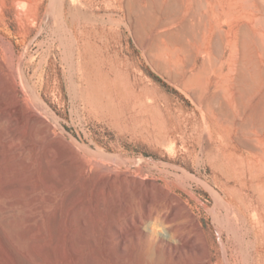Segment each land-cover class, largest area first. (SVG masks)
<instances>
[{"label": "rangeland", "instance_id": "obj_1", "mask_svg": "<svg viewBox=\"0 0 264 264\" xmlns=\"http://www.w3.org/2000/svg\"><path fill=\"white\" fill-rule=\"evenodd\" d=\"M150 1L0 0V216L56 258L66 210L83 211L96 246L69 227L75 264H264V0ZM56 147L110 162L115 189H150L159 211L181 204L191 217L179 210L178 231L195 248H167L170 226L153 220L144 243L120 248L105 233L113 216L89 197L80 205L83 181L34 178L35 158ZM44 190L55 199L33 220ZM0 238L17 264L60 262L11 245L1 224ZM7 257L0 248V264H14Z\"/></svg>", "mask_w": 264, "mask_h": 264}, {"label": "bare ground", "instance_id": "obj_2", "mask_svg": "<svg viewBox=\"0 0 264 264\" xmlns=\"http://www.w3.org/2000/svg\"><path fill=\"white\" fill-rule=\"evenodd\" d=\"M148 1H150V0H148ZM172 1H174V0H172ZM172 1L170 0V2L173 4ZM242 1H246V0H242ZM250 1L251 0H249V4H247L245 2L247 4V5L245 4L246 7H248L252 3V2L250 3ZM171 3H169L170 6L172 5ZM169 4H166V6L167 5L169 6ZM202 4H203V2H202ZM202 4H200V7L202 6ZM234 4H235L234 6L240 5L241 4V0H235ZM230 5H231V2H228V6H230ZM195 7L197 8V4H195ZM243 7H244V5H243ZM258 11H264V5L260 9H258ZM227 17H228V15H227ZM202 18H203V14L201 16V19ZM257 18L260 20V16H258ZM257 18H255V21L259 22V20H256ZM204 19H205V17H204ZM260 21H262V20H260ZM244 45H245V43H244ZM239 81H240V79H239ZM41 155H42L43 159L40 158V157L35 158V166L33 165V168H35V172L33 173L35 175L34 178L41 179V177H39V176L43 174V178H44V181L46 183V184L44 183V186L47 185V184H49V185L50 184H54V185H56V187L59 184V182L61 181V179H64V178H67L66 181L68 179L72 180V181H75V182H81V183L83 181L87 185V188L84 189L85 188L84 187L83 188L84 190L81 191L82 193L80 192L83 195V197H84L83 203H81L82 202V198H81V202H80V200H78L80 205L84 204V200L86 202V199L89 197V199H91V201L90 200L89 201L91 202L92 206L94 207V210L98 213V216L100 215L102 217V215H106V213H107L108 217H110L108 215V213H110V215L113 216L111 222L108 224V228H109L108 232H105V233H106L107 237H109V234H112L118 240V243H119L118 246L120 248L124 247V245L126 243H128V242H130L132 240L136 241L139 244H142V243L145 242V241L142 240V236H143L142 234L143 233H142L141 225L145 224L144 222L146 220H148V221L153 220L154 222H157V223H159V222L163 223L164 222V223H168L169 224V226H170V230L169 231L170 232L167 234V236L169 238V241H167V245H166L167 248H172V247H174V245L176 243H179L181 245L182 249L184 248L187 251H192L195 248V245H197V244H194L193 237L191 238L189 235H183V234L179 233V231H178V226H177L176 220L179 217V210L181 209V210L185 211L183 208H181V206H182L181 204H179V205L177 204L174 207L170 208L169 210L159 211V210H157V209L152 207V204L155 203L156 200H155L153 194L149 191L150 189L149 190H145L144 189V191L135 190V192H132V191L129 190V188H128V186L126 184L122 183L121 184V188L118 191L117 189L119 187L117 189H115L117 186L115 187L114 178L118 177L119 174L117 175L114 172L115 170L114 171L112 170V167H111L112 164L110 165V162L104 161L102 159L100 160V159H97V158H94V157L85 158V157H82L81 155H79L77 152H73L72 150L63 151L62 149L57 148V147L55 148V151H54L53 154H50V152L47 151V152H44V154H41ZM128 174H130V173L122 172V174H120V177L123 178V179L121 178L123 180V182H125L124 178L129 176ZM120 177H119V179H120ZM137 178H138V175H137ZM131 179H132V176H131ZM72 181H71V183H72ZM69 183H70V181H69ZM148 183L152 184V182H148ZM83 184H81V185H83ZM45 188L48 189L47 187H45ZM75 188H74V190H75ZM58 189H60V187ZM34 190L35 189H33V191ZM36 190H38V189H36ZM49 190H46V191L44 190V192H46V193L44 195V192H43V195H44L43 197H41L42 194L39 195L38 192H36L35 196H33V197H35L34 198L35 199V203H34V208H33V210H34V212H33L34 213L33 220L34 219L37 220L38 217L40 216L41 211L42 212L46 211L48 209V207L50 206V204H51L50 202H51V200L53 198L52 197L53 194H50ZM74 190H73V192H74ZM73 192L71 193L70 196L69 195L68 196L69 197H72V196L74 197V195H72ZM79 196H78V198H80ZM159 196H161V195H159ZM54 197H55V195H54ZM85 197H86V199H85ZM53 199H55V198H53ZM71 201L73 202L74 200H72V198H71ZM134 201L139 202V206L138 207L137 206H133V202ZM33 202H34V200H33ZM68 204H69V202H68ZM71 204H69V205L71 206ZM75 204L78 205L77 203H75ZM89 204L90 203H88V205H86V207L87 206H91ZM81 206H83V205H81ZM81 206H79V207H81ZM67 207H68V205H67ZM67 207H66V209H67ZM77 207H75V208H77ZM49 208H51V207H49ZM68 208H70V207H68ZM88 208H89V211H90L91 208L90 207H88ZM84 209H86V208L84 207ZM66 211L68 213L66 212V215L65 216L63 215L64 219H62V220H63V223L65 224V226H63V227H65L66 230H68V236H66V238H67L66 244H67L68 249L65 248L66 246L64 247V245H66L64 240H62V241L60 240L61 241L60 243L58 241L59 244L56 245V246H58L57 252H56L57 253L56 254V256H57L56 258H58V260L60 261L59 263H63V262H61V260L62 261L63 260H67V261H69V263H74L75 264V260H77V258H78L79 248H80L79 246H80V242L81 241L79 239H75L72 236V234H73L72 232H73L74 229L73 230L71 228L69 229V227L74 226L76 222H78L80 224V226L83 228V231L81 230L80 235L82 237L84 236V238H85V235L87 236L86 237L87 238V244H88V247L91 249L90 252L96 246L95 245V237L96 236L94 237V234H93L94 232L93 231H92L93 233L91 231H90V233L87 232L88 228H87V225H86V222H85V218L83 217L84 215H80L81 213H83V211H80V214L79 213L76 214V215H78L76 217L75 216L73 217V215L70 216L69 215V210H66ZM74 211H75V209H74ZM76 211H78V210L76 209ZM71 212L72 211H70V213ZM96 212H95V214H97ZM84 213H85V211H84ZM185 215H186L187 218L190 219L191 216L187 212H186V214L184 213L183 217ZM0 224H1L2 228L6 231L7 235L9 236V240H10L11 245H13L15 247H18V248H21V249H25L26 251L29 252V254L31 256H34L33 258H35V260L37 258H40L41 255L47 256V258L50 256V255L48 256L49 249H48L47 244L45 246H43L42 249H40L38 244H41L42 242L40 243V241H39V242H37L38 243L37 245L34 243L35 246L32 245L33 247H30L31 243H28L29 242L28 241V238H29L28 234H26L24 232H21V231H19L16 228L15 223H14V221H13L11 216L2 215L1 214V216H0ZM192 226L195 227V224L192 225ZM63 227H62V229H63ZM98 228H101V227H98ZM104 229H105V227H104ZM33 231H35L33 233L39 234L37 227ZM84 233H85V235H83ZM5 236H6V234H5ZM35 237H36V235H35ZM98 237L100 238L99 235H98ZM63 238H64V236H63ZM104 242H105V240H104ZM0 248L8 256L7 258H9L14 264H17L18 260H17V257H16L15 250L9 244H4L3 241L1 240V238H0ZM53 248H55V247H53ZM177 249H178V247H177ZM94 253H95V251H94ZM92 257H93V255H92ZM208 257L209 256L205 257L204 264H208V261H207ZM50 258H51V256L48 259H50ZM56 258H51V259H56ZM40 259H42V258H40ZM48 259L45 258L46 261ZM58 260H56V261H58ZM51 261H48V262L50 263ZM54 261H53V263H55ZM91 262H92L91 260H88L86 262V264H92ZM82 263H84V262L82 261Z\"/></svg>", "mask_w": 264, "mask_h": 264}, {"label": "water", "instance_id": "obj_3", "mask_svg": "<svg viewBox=\"0 0 264 264\" xmlns=\"http://www.w3.org/2000/svg\"><path fill=\"white\" fill-rule=\"evenodd\" d=\"M43 27H44V24H41L40 25V28H39V30L37 31V33L31 38V40L28 42V46L38 37V35L40 34V32L42 31V29H43ZM75 144H77V145H80V143L78 142V141H76V140H74V139H72L71 137H69ZM80 146H82V145H80Z\"/></svg>", "mask_w": 264, "mask_h": 264}, {"label": "crops", "instance_id": "obj_4", "mask_svg": "<svg viewBox=\"0 0 264 264\" xmlns=\"http://www.w3.org/2000/svg\"><path fill=\"white\" fill-rule=\"evenodd\" d=\"M198 40L201 41V42H209V41H211L210 38H200Z\"/></svg>", "mask_w": 264, "mask_h": 264}]
</instances>
